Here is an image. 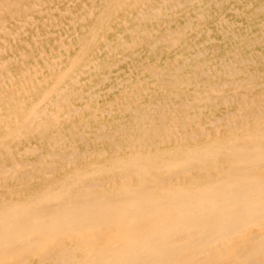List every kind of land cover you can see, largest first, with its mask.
<instances>
[{
	"label": "bare ground",
	"instance_id": "6f19581e",
	"mask_svg": "<svg viewBox=\"0 0 264 264\" xmlns=\"http://www.w3.org/2000/svg\"><path fill=\"white\" fill-rule=\"evenodd\" d=\"M221 1L0 0V264H264V0Z\"/></svg>",
	"mask_w": 264,
	"mask_h": 264
},
{
	"label": "rangeland",
	"instance_id": "374dc122",
	"mask_svg": "<svg viewBox=\"0 0 264 264\" xmlns=\"http://www.w3.org/2000/svg\"><path fill=\"white\" fill-rule=\"evenodd\" d=\"M248 0H242L241 1V3L239 2V3H237V5H239V4H243V6L241 7V9H242V11L244 12V13H248L249 14V10H250V8H252L251 6H247V5H244V4H246V2H247ZM230 2H233V0H223V1H221V3H223L222 5H221V12H223V15H229L230 16V18H232L233 17V12L230 10V9H228L227 7H229L230 5H229V3ZM253 2V1H252ZM253 4L254 5H256L257 4V1L255 0L254 2H253ZM68 5L69 6H73V9L78 5H75V7H74V2H69L68 3ZM59 6H61L62 8L64 7L63 6V4H60ZM178 8H179V10H178ZM181 9H183V8H180V7H177V8H174V9H172V10H169V11H172V12H176V14L177 13H182L183 11H184V9L183 10H181ZM57 10H53L52 12H53V14H57L58 12H56ZM179 11V12H178ZM65 14V16H68V12H66V13H64ZM67 14V15H66ZM118 14H120V13H118ZM181 18V17H180ZM180 20H182V19H180ZM238 20H242V21H244V24H246V22H245V14H242V15H239L238 16ZM26 29H28V31L31 29V28H29V26L28 27H26ZM118 29H119V27H118ZM195 33V31H193L192 29L190 30L189 29V35L190 34H194ZM21 35V34H20ZM25 35V33H22V35L21 36H24ZM216 36H217V39H218V41H219V43L221 44L222 43V41L220 40V33H216ZM108 37H110L111 38V35L110 36H108ZM49 38H50V40L49 41H51V42H53L54 44H56V42H55V40L54 39H52V36L50 35L49 36ZM125 38L127 39V40H129V38L130 37H126L125 36ZM202 39L203 37L202 36H196V39ZM198 39V40H199ZM130 41V40H129ZM97 42H98V44H100L101 46L103 45V39H102V37H101V40H100V37L98 38V40H97ZM143 43V42H142ZM142 43H136V44H129V46H127L128 47V49H127V47L126 48H124V49H122V48H120V49H117V50H114V51H110V53L108 52V54H104V52H102V55H103V57H102V62H101V66L98 68V73H103V72H106V70H111V72H112V74L113 75H111V76H113L112 77V79L111 80H105L104 82H102V84H101V74L100 75H98L97 74V76H94L93 78H92V82L94 81L95 83L96 82H98L99 83V85L98 86H95V88L97 89V88H101V89H106V87H107V90H108V87L110 86L109 84L112 82L113 84L111 85V89L110 90H108L107 91V93L109 94L108 96H106V97H100L99 98V100L98 101H100V102H103V101H108L109 102V100L112 102V101H114L115 99H117L118 98V96H119V93H117V92H120L118 89H117V87H116V89H115V87H114V85H116L115 84V80L113 79L114 77H115V75H120V76H122L121 74H124V72L126 73V74H129V72H130V68L128 69V66H127V63H128V59H127V54L129 53V51L130 50H134V49H137V47L139 48L140 46L142 47V55H144V56H142V58H146L145 60L147 61V59L148 60H150V62H155L156 64H159V59H156L153 55V57L151 56V54L149 53V55L147 54V48H146V46L145 45H142ZM57 45V44H56ZM135 45V46H134ZM132 46H133V48H132ZM145 46V47H144ZM174 46V45H173ZM173 46L172 47H170V49H169V47L167 48V50L166 51H164V52H167V51H171L172 49H173ZM61 49H63V48H61ZM106 48H103V50H105ZM146 49V50H145ZM8 51V52H7ZM7 51H5L2 55L3 56H5L6 55V53L7 54H9L11 51L10 50H7ZM50 50L49 49H47V52L48 53H52V52H49ZM74 50L72 49H70V52H73ZM145 51V52H144ZM113 52V53H112ZM53 53H55V51H53ZM117 53V54H116ZM106 55V56H105ZM146 55H148V57L146 56ZM162 55H166V53L164 54H162ZM112 56V57H111ZM121 56H123V57H126V58H123V57H121ZM151 56V57H150ZM169 56L171 57V58H173L174 57V54H173V52H170L169 53ZM154 59H156V60H154ZM106 60V61H105ZM152 60V61H151ZM110 61H111V63H110ZM119 61V62H118ZM125 61V62H124ZM158 61V62H157ZM106 62V63H105ZM104 63V64H103ZM110 63V64H109ZM126 63V64H125ZM115 65V66H114ZM126 65V66H125ZM160 65H161V63H160ZM13 68L12 69H15V65H13L12 66ZM107 68V69H106ZM138 68H139V66H138ZM116 70V71H115ZM119 70H120V72H119ZM124 70V71H123ZM133 70H135V69H133ZM143 70V71H142ZM144 70H147V68H144V66H142V65H140V68L138 69V72H142V73H140L141 74V76L142 75H145L146 73L148 74L149 72L148 71H144ZM123 71V72H122ZM136 71V70H135ZM117 72V73H116ZM146 74V75H147ZM132 75H133V73H132ZM149 75V74H148ZM147 75V76H148ZM123 77V76H122ZM96 78V79H95ZM133 78H135L134 76H133ZM94 79V80H93ZM99 79V80H98ZM97 80V81H96ZM101 80V81H100ZM108 81V82H107ZM144 83V82H143ZM143 83H140L141 85H143ZM88 84H89V82H88ZM108 84V85H107ZM127 84H129L127 81H125V83H124V85H127ZM102 85V86H101ZM107 85V86H106ZM103 86H105V87H103ZM112 94V95H111ZM113 95H114V97H113ZM115 102H116V100H115ZM115 104H113V106H114Z\"/></svg>",
	"mask_w": 264,
	"mask_h": 264
}]
</instances>
